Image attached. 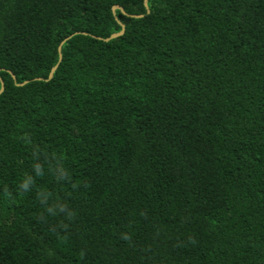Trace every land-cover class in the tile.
Returning <instances> with one entry per match:
<instances>
[{
	"label": "trees",
	"instance_id": "1",
	"mask_svg": "<svg viewBox=\"0 0 264 264\" xmlns=\"http://www.w3.org/2000/svg\"><path fill=\"white\" fill-rule=\"evenodd\" d=\"M145 1L0 0V264H264V0Z\"/></svg>",
	"mask_w": 264,
	"mask_h": 264
},
{
	"label": "water",
	"instance_id": "2",
	"mask_svg": "<svg viewBox=\"0 0 264 264\" xmlns=\"http://www.w3.org/2000/svg\"><path fill=\"white\" fill-rule=\"evenodd\" d=\"M147 3H148V0L145 1L146 7H148ZM116 9H120V7L119 6H114L113 11H116ZM124 33H125V28H123L121 33L113 34L110 38L106 39V41H109L111 39L117 38V37L123 35ZM59 51L61 53V47L59 48ZM61 59H62V56H60V60ZM57 68H58V65L55 68L52 69V71L50 73V76H49L50 79L52 78V76H53V74H54V72L56 71ZM3 90H4V85L2 84V89L0 91V94L3 92Z\"/></svg>",
	"mask_w": 264,
	"mask_h": 264
}]
</instances>
